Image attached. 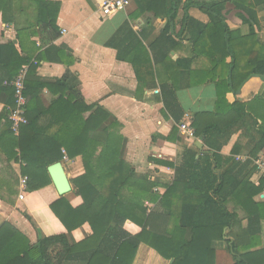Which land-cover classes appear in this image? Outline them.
<instances>
[{"label":"crops","instance_id":"obj_1","mask_svg":"<svg viewBox=\"0 0 264 264\" xmlns=\"http://www.w3.org/2000/svg\"><path fill=\"white\" fill-rule=\"evenodd\" d=\"M15 1L13 11L7 13L12 21L4 22L0 16V43L11 41L21 50L17 34L26 28L22 31L25 54L35 57L45 51L48 58H33L38 67L29 77L54 82L65 77L69 80L70 76L72 81L68 82L80 90L87 104H98L117 118L125 136L124 159L138 174L158 182L157 193L164 194L173 184L175 169L168 163L179 165L186 147L207 149L201 137L190 139L180 133L182 123L194 130H203L209 124L216 126L211 132L220 146L217 152L232 160L227 163L232 175L244 177L255 188L261 187L264 178L257 172L255 161L264 158V78L251 76L241 82L246 66L264 56V0H183L197 5L189 13L195 21L188 20L184 27L183 6L172 21L151 11L139 13L136 0L126 12L103 18L98 10L99 0H49L60 3L57 37L42 32L40 26L32 27L36 13L34 7L26 6L28 0ZM206 25L202 39L194 46L190 35H198ZM120 29L118 46H109L107 43ZM33 30L36 35H30ZM226 30L231 34L230 44L223 38ZM168 36L178 40V44L172 46ZM51 45L60 50H50ZM226 46H234L238 52V68L234 72L230 65L235 60L224 54ZM119 49L124 59L118 58ZM226 82L241 86L230 89L228 85L229 90L224 93ZM218 90L224 93L226 102L221 101ZM41 94L45 105L58 97L48 87ZM2 100L3 96L0 112L4 107ZM69 161L68 166L63 165L71 182V178L83 173V165L80 157ZM21 176L19 163L9 161L0 148V224L9 221L35 243L41 226L36 212L49 207L61 195L52 182L38 191L26 192L20 200L16 179ZM65 196L76 206L82 202L71 192ZM253 200L264 203V187ZM146 203L148 213L157 210L155 203ZM228 207L235 210L232 203ZM236 211L243 227H247L249 219L241 209ZM261 222L259 245L253 249L256 251L264 248V220ZM152 225L154 229L166 230L167 216L154 220ZM125 229L133 235L141 231L131 221L125 223ZM91 234V226L85 223L72 231V238L80 242ZM238 242L246 243V235ZM214 247L217 264H233L226 241H215ZM67 264L85 263L73 259ZM133 264L171 261L141 243Z\"/></svg>","mask_w":264,"mask_h":264},{"label":"trees","instance_id":"obj_2","mask_svg":"<svg viewBox=\"0 0 264 264\" xmlns=\"http://www.w3.org/2000/svg\"><path fill=\"white\" fill-rule=\"evenodd\" d=\"M15 2L0 0V16L4 22L12 21L7 13L13 11ZM136 2L139 13L151 11L155 16L170 17L171 21L183 6L186 11L183 27L188 20L195 21L189 17L192 7L197 6L192 2ZM26 6L35 8L32 27L40 26L42 32L54 37L59 35V2L28 0ZM207 25L198 35H190L194 46L202 39ZM25 30L17 34L21 50L11 41L0 43V100L3 96L4 101L0 112V148L9 161L19 163L22 176L28 177L26 192L38 191L52 183L48 171L51 164L62 161L65 156L72 160L80 157L83 173L71 178V194L81 197L82 202L76 206L64 195L36 212L41 226L35 243L12 223L3 221L0 224V264H67L73 259L85 264H133L141 243L153 248L171 264H217L215 241L227 242L233 264H264V248L253 250L259 245L264 220V203L255 202L253 197L264 187V180L260 188H255L244 177L232 175L231 165L227 167L232 160L217 152L220 146L216 145L217 139L211 132L216 126L209 124L203 130L195 129L207 149L200 151L195 145L186 147L179 165L168 163L175 169L173 184L164 194L155 192L153 188L158 182L138 174L124 159L125 136L117 118L98 104H87L80 90L68 82L72 81L70 76L69 80L65 77L54 82L29 77L38 67L33 58L38 61L48 58L45 51L35 57L25 54L22 47V31ZM120 32L122 29L107 43L109 46H118L116 40ZM36 33L33 30L30 35ZM223 38L231 43L227 30ZM167 39L172 46L178 44L171 36ZM49 48L60 50L53 45ZM224 54L235 60L230 65L234 72L238 68L236 48L226 46ZM118 58L124 59L120 49ZM25 66L28 69L25 83L28 123L22 125L16 135L9 119L16 104L15 88L6 83H11ZM246 67L241 84L251 76L264 78V56ZM135 69L137 71L136 65ZM241 84L226 82L222 91L226 93L229 87L238 89ZM45 87L58 94L48 105L41 94ZM218 93L221 101L226 102L224 93L219 90ZM176 131L175 128L172 132L173 139ZM146 202L155 203L157 210L148 213ZM230 203L234 204V211L229 210ZM249 206H253L252 209ZM237 209L249 219L247 227H243ZM164 215L167 229H154L153 221L163 220ZM27 217L33 222L31 216ZM127 221L139 225L141 231L131 234L125 229ZM85 223L91 226L92 234L76 242L72 231ZM245 235L246 243L238 242Z\"/></svg>","mask_w":264,"mask_h":264},{"label":"built area","instance_id":"obj_3","mask_svg":"<svg viewBox=\"0 0 264 264\" xmlns=\"http://www.w3.org/2000/svg\"><path fill=\"white\" fill-rule=\"evenodd\" d=\"M132 2L133 0H99L98 10L103 18H107L117 13L126 12L132 5ZM27 70V66L23 67L20 74L11 83H6L15 88L16 104L11 110L9 119L12 122V130L16 135L19 134L21 126L28 123V119L26 117L27 97L25 95ZM180 133L190 139H195L197 137L195 130L187 123L180 124ZM64 159L69 161L67 156H65ZM255 165L259 175L264 178V158L257 159L255 161ZM169 170L171 169L169 168ZM27 180V176H21L20 178V200L25 198ZM154 191L158 192L159 188L155 187Z\"/></svg>","mask_w":264,"mask_h":264},{"label":"water","instance_id":"obj_4","mask_svg":"<svg viewBox=\"0 0 264 264\" xmlns=\"http://www.w3.org/2000/svg\"><path fill=\"white\" fill-rule=\"evenodd\" d=\"M48 171L59 195L64 196L72 191L70 178L61 161L48 166Z\"/></svg>","mask_w":264,"mask_h":264},{"label":"rangeland","instance_id":"obj_5","mask_svg":"<svg viewBox=\"0 0 264 264\" xmlns=\"http://www.w3.org/2000/svg\"><path fill=\"white\" fill-rule=\"evenodd\" d=\"M62 163H66V166H68V164H70L71 162L70 161H66L65 159H63L62 161H61ZM67 169H68V167H67ZM69 171L71 172V174L73 175V172L71 171V169H70V167H69ZM17 182H18V184L20 185V183H19V180H18V177H17ZM16 180H15V182H16ZM19 193H20V190H19ZM9 197V196H8ZM18 198H19V196H18Z\"/></svg>","mask_w":264,"mask_h":264}]
</instances>
